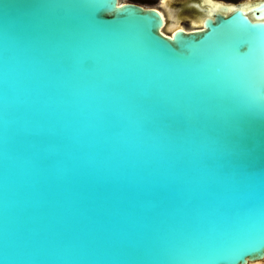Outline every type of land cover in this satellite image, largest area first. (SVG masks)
I'll use <instances>...</instances> for the list:
<instances>
[{"label":"water","instance_id":"obj_1","mask_svg":"<svg viewBox=\"0 0 264 264\" xmlns=\"http://www.w3.org/2000/svg\"><path fill=\"white\" fill-rule=\"evenodd\" d=\"M212 12L0 0V264L264 263V3Z\"/></svg>","mask_w":264,"mask_h":264},{"label":"flooded vegetation","instance_id":"obj_2","mask_svg":"<svg viewBox=\"0 0 264 264\" xmlns=\"http://www.w3.org/2000/svg\"><path fill=\"white\" fill-rule=\"evenodd\" d=\"M147 8H153L164 19V31H192L203 28L206 19L216 15L227 16L234 10H241L249 18L252 11L260 7L264 0H126ZM264 264V263H263Z\"/></svg>","mask_w":264,"mask_h":264},{"label":"bare ground","instance_id":"obj_3","mask_svg":"<svg viewBox=\"0 0 264 264\" xmlns=\"http://www.w3.org/2000/svg\"><path fill=\"white\" fill-rule=\"evenodd\" d=\"M121 2H123V1H121ZM165 32V31H164ZM166 33V32H165ZM257 264H260V263H257Z\"/></svg>","mask_w":264,"mask_h":264},{"label":"rangeland","instance_id":"obj_4","mask_svg":"<svg viewBox=\"0 0 264 264\" xmlns=\"http://www.w3.org/2000/svg\"><path fill=\"white\" fill-rule=\"evenodd\" d=\"M126 1V0H125ZM263 264V263H262Z\"/></svg>","mask_w":264,"mask_h":264}]
</instances>
